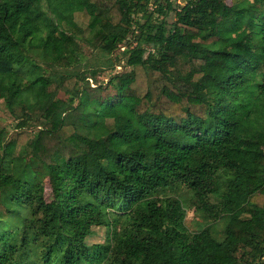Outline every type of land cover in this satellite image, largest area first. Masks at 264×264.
<instances>
[{
    "label": "trees",
    "instance_id": "1",
    "mask_svg": "<svg viewBox=\"0 0 264 264\" xmlns=\"http://www.w3.org/2000/svg\"><path fill=\"white\" fill-rule=\"evenodd\" d=\"M1 215L0 264H264V0H0Z\"/></svg>",
    "mask_w": 264,
    "mask_h": 264
},
{
    "label": "rangeland",
    "instance_id": "2",
    "mask_svg": "<svg viewBox=\"0 0 264 264\" xmlns=\"http://www.w3.org/2000/svg\"><path fill=\"white\" fill-rule=\"evenodd\" d=\"M178 2L181 3V0H178ZM169 20L173 21L175 20V16L173 14H171L169 17ZM84 50H85V54H84V58L82 61V66H87V65H93V64H100L102 63V61L104 60L103 55L97 51L94 50L92 48H90L87 44H84ZM22 56L24 57L23 60L27 61L28 59L26 58V53H23ZM43 66L48 70V74L51 76L55 75V70L51 67L46 66L45 64H43ZM98 68L100 69L101 73H100V80H107V76H109L112 72H117V71H121L122 68L120 66H117L115 68V70L111 71V70H104L102 65H99ZM92 81V80H91ZM5 122L8 124V130L9 132H13L14 129V122H12L10 119L6 118ZM19 150V147L17 149V151ZM46 197L48 200L52 199V191H51V187L47 181L46 183ZM168 195H176V196H181V198L188 200L190 193L189 192H185L183 190H181L180 194L174 193L171 190L167 191ZM1 219L5 218V215H1L0 216ZM12 221L14 222L15 219L13 218ZM186 225L187 227L192 230V231H196L199 230L203 227L206 226H211L213 227V230L216 234V236L218 238L222 237V231L224 228V220H220V221H216V222H211V221H207L202 219L199 215L195 214L194 210H189L188 211V215L186 218ZM94 232L91 236H89L87 238V242L88 244H94V243H100V242H105L106 241V237L108 234V230L107 227H94L93 228Z\"/></svg>",
    "mask_w": 264,
    "mask_h": 264
}]
</instances>
